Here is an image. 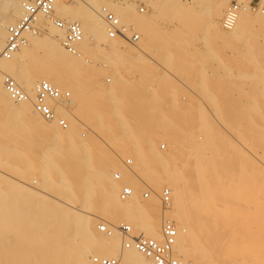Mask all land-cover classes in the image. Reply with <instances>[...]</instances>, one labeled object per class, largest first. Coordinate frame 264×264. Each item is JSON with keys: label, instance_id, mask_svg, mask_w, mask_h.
I'll use <instances>...</instances> for the list:
<instances>
[{"label": "bare ground", "instance_id": "6f19581e", "mask_svg": "<svg viewBox=\"0 0 264 264\" xmlns=\"http://www.w3.org/2000/svg\"><path fill=\"white\" fill-rule=\"evenodd\" d=\"M23 1L4 2L3 7L9 10L4 25L20 13ZM228 1H212L208 27L230 43L239 39L249 42L242 55L254 68L247 75L257 83V94L244 103L233 94V84L218 88L207 85L203 101L209 105L212 119L202 110L192 113L191 120L199 124L195 129L185 127L179 115H169L151 106L153 99L123 78H114L109 87L92 82L94 75L87 62L93 59L88 57L86 35L98 43L111 40L97 10L98 0L78 2L75 9L70 1L57 0L56 11L68 13L84 30L76 54L63 47L62 31L41 17L40 32L27 34V43L11 59L0 61V68L29 95V99L16 103L0 81V106L4 109L0 156L11 152L14 158L5 162L6 169L31 182V177L37 175L41 179L37 182L39 187L33 186L39 189L37 192L0 176V264H90L94 254L119 255V264H148L135 248L119 252L122 238L116 231L112 235L96 234V215L112 224L120 219L158 240L162 238L163 220L174 221L178 229L174 255L187 262L264 264V190L247 191L251 186H264V173L259 169L262 166L258 168L245 160L248 152L254 153V157L256 150L263 149L264 153V43L257 39L254 28L259 24V30L264 32V13L242 11L234 27L228 32L220 31L215 20ZM186 3L191 4V0ZM110 6L120 16L126 12L125 6L107 4ZM137 24L148 29L144 21ZM3 35L4 28H0V44ZM118 40L110 42L112 51L104 54L105 62L123 61L117 49ZM151 45L155 47L157 43L153 41ZM33 48L42 50L36 59L30 55ZM172 58L166 55L168 63L174 62ZM182 67L186 74L194 72L191 66ZM37 79L49 81L61 90L68 87L74 94L69 108L55 106L56 114L67 119L68 129H61L55 121L44 119L34 110L33 97L39 81L34 87L33 83ZM72 113L75 118H84L86 126L108 147H114L117 157L123 158L128 148L134 151L137 164L130 171L120 170L121 181L109 174L117 158L109 152L102 154L80 138ZM159 136L169 143L166 154L155 149ZM238 142L245 144V148ZM33 147L40 149L37 157L29 152ZM243 149L247 150L242 152ZM135 176L152 190L151 199H139L136 192L140 183L136 185ZM124 184L133 189L128 201L118 195ZM163 186L171 189L173 199L170 210L162 211L161 217L159 192ZM221 202L226 209L220 211L217 207L222 208ZM73 203L83 206L86 215L76 211ZM248 203L256 204L252 212L246 206ZM86 209L96 217L89 216ZM251 219L256 221V227Z\"/></svg>", "mask_w": 264, "mask_h": 264}, {"label": "rangeland", "instance_id": "374dc122", "mask_svg": "<svg viewBox=\"0 0 264 264\" xmlns=\"http://www.w3.org/2000/svg\"><path fill=\"white\" fill-rule=\"evenodd\" d=\"M5 1L6 0H0L1 24H3L4 18H6L9 14V10L3 7ZM67 1L72 2L71 0ZM212 1L213 0H191V4H188L186 3V0H125L124 2H116L115 0H98L99 8L97 10L99 11H101L104 4H106V7L107 4L110 3L111 5L117 4L121 7L125 6L126 12L123 16L117 14L111 8V6L108 8L114 11L119 16L123 24L135 26V29L140 34V40L136 44H129L122 38H120L119 40L118 38H116L115 40L111 39L112 41L109 40L105 42L100 41L98 43L92 36L87 34V43L90 47V50L88 51V57H91L93 59L91 63L88 64L87 62V68L91 72H93L94 76L92 82L94 84H101L105 87H109V85H112L114 83V78H123L132 86L143 89V94L145 95V97L149 96L153 99V101L151 102V106L154 105L155 108H160L163 111H166L169 115H179L180 122L183 123L185 127L189 126L188 128L193 129H195L194 127H198L199 124L191 120L190 115L192 113L195 114L198 113L199 110H202L203 112H205V114L208 115L210 119H212L211 112L208 109L209 105H207L203 101V94L207 85L215 86L218 88L226 86L229 83L233 84V94L236 97H239L242 102L248 103L249 100L255 94H257V83L254 82V78L252 76L249 77L247 75L248 73L253 71L254 68L250 63V60L246 59V57L242 55V51L246 49L245 47L247 45L249 46V42H245L244 40L239 39L234 40L232 43H230L225 38L216 35L211 27H208V22L211 19L210 10L212 7ZM232 1L233 0H229L227 2L223 13L219 18L215 20L220 28V31L228 32V30L224 28L222 20L224 18L227 7ZM70 2L69 5L71 4V8H78V2ZM184 3H186L187 5H184ZM139 4H144L146 6V12L140 13L138 11ZM20 9V13L14 18H11V20L13 21L8 20L5 23L10 24L16 22L22 14V4L20 6ZM91 11L94 15L97 14L95 10L91 9ZM56 13L58 16H62L67 18L68 20H72L70 19L71 17L70 15H68V13H65L64 15L60 14L59 11H56ZM252 13L254 14V12H251V14ZM67 15L69 17H67ZM139 20L144 21L145 24H147L148 29L145 30V27L140 28L137 24ZM254 28L256 31L255 34H257V39L261 43H264V32H261V30H259V24H255ZM5 35L6 33L4 29V35L2 39L3 42L5 40ZM39 36L43 37V34ZM106 36L108 37L107 34ZM117 40V43H120V45L117 46V49L120 51L121 57L123 56V61L117 64H111L108 61L105 62L106 60L103 59V57H105L104 54L110 52V50L112 49H110V46H112L110 45V42L113 43ZM151 41L156 42L157 46H152ZM41 53L42 50L40 49L33 48L30 50L31 58L34 59L38 58ZM166 55H169L171 57L173 56L172 60L174 62L168 63ZM185 65L191 66L194 72L191 74H186V72H184V67H182ZM239 71H242L243 74H238L237 72ZM38 81L41 80H35L33 83V87L34 84ZM62 90L70 91L68 87H64ZM70 92L73 99L74 94L72 93V91ZM71 115H74L73 119L76 122L75 126L80 138L88 143L93 149H98L100 152H102V154L109 152L111 156L117 158V162L115 164L116 166L109 169V174L115 181H121L122 173L120 170H124L125 168V171H130L129 168H132L137 164V159L134 156V151L128 148L125 151L123 158L117 157L115 149L114 151L112 150L114 147L110 148L111 146L108 147L109 145L106 144V142H104L102 139L100 140V138L86 126L87 123H85L86 121L84 118L82 119L81 117L78 119V116H76L75 118V114L73 113ZM2 119L4 120V109L3 106H0V121H3ZM240 143L241 142H238L237 145H241L242 148H245L243 147L245 146V144ZM248 143L250 142H247V144ZM10 145L13 146L11 141ZM162 145H164L165 147L163 148ZM241 146L240 148L239 146H237V148L242 150ZM249 146L252 147V145ZM247 147L248 146H246V148ZM155 149L162 154H166L169 151V143L164 136H159L158 138H156ZM39 150L40 149L38 147H33L29 152L33 157H37L39 155ZM246 150L247 149H243L242 152H245ZM260 152L261 154H264L263 149H259L255 151V157L253 156L254 153L248 152L252 157L247 153L245 160L251 164H254L258 168L259 166H262L259 169L264 173V156L261 155ZM244 156L245 155H243V157ZM13 158L14 155L11 152H4L3 154H1L0 159L2 162L0 163V169L2 171H0V176L9 179V181L12 183L25 185V187L39 192V189L33 187H39L38 183H40L41 180L39 178V175L34 174V176H37L34 177L35 179L31 177V179H33L34 181L31 182L26 178L24 179L22 177L24 175L21 176V174H17L9 168L6 169L7 165L5 164V162H10ZM127 160H131V163H128L129 166L126 165ZM232 161L230 163L233 165L234 163H232ZM241 163H245V161H242ZM234 166L236 168L238 167L236 165ZM117 172L121 173L120 179H116L114 177V174ZM239 172H241V170ZM238 177H240V175ZM135 178L137 180L136 185L140 183L138 185L139 187L137 186L138 190L136 192L139 199L142 201L148 200L149 198L151 199V196H153V194H151L149 197L144 196V193L146 191L145 187L147 186V184L141 177V179H139V176H135ZM234 181L238 182V180ZM125 185L127 184L122 185L121 188ZM166 186H163L161 188L159 195L162 189ZM262 188L264 190V186H258L257 188L251 186L247 188V191L255 192L256 190H260L262 192ZM120 191L121 190H119L118 195L120 194ZM261 202L264 203V199H262ZM218 204L216 203V206ZM221 204L223 205L221 206L222 208H220V205H218L217 207L220 211L224 210V208L226 209V204L224 202H221ZM74 205L76 206V211L81 212L83 215H86V213H83V206L76 203ZM160 205V208L162 209L161 202ZM255 205H253L252 203H248L246 206L252 212L253 209L256 208L254 207ZM213 208L216 209V207ZM209 209L211 210L212 206H210ZM86 210L88 211L87 214L89 216L92 215L93 218L97 216L96 218H94L93 231L98 235H105L99 232L97 227L99 222L105 219L100 218V215V217H98V215L95 216L94 213L91 212L92 210ZM162 211L163 210H161V217ZM121 221L122 220L118 219L117 221H115V223ZM250 222L253 227H256V221L251 219ZM135 231L142 232L141 230ZM121 250L122 246L120 247L119 252H121Z\"/></svg>", "mask_w": 264, "mask_h": 264}, {"label": "built area", "instance_id": "2783aa9c", "mask_svg": "<svg viewBox=\"0 0 264 264\" xmlns=\"http://www.w3.org/2000/svg\"><path fill=\"white\" fill-rule=\"evenodd\" d=\"M73 2L87 3V0H72ZM124 2L125 0H115ZM57 0H28L23 3L20 18L10 24L0 27L5 29V40L0 44V61L11 59L20 48L27 43V34L38 33V21L41 17L47 18L63 33L61 43L70 53L76 54L78 45L83 41L84 30L78 21L68 20L56 13ZM140 13L146 12L144 4L138 5ZM242 11L263 12L264 0H233L226 9L222 24L225 29H231L236 24ZM100 15L107 26V35L110 39L122 38L129 44H136L140 40V34L133 25H125L119 16L106 6H103ZM0 81L13 101L21 102L29 99L27 92L22 89L17 81L0 68ZM72 102L71 92L61 90L51 82L41 80L37 83L33 97L34 110L46 120L55 121L58 126L65 130L69 123L66 118L55 112V106L61 105L69 108ZM164 148L165 146L162 145ZM131 163V160H127ZM116 179L121 178V173L114 174ZM145 197L152 194V190L146 186ZM133 194L129 185L121 188L120 198L128 200ZM172 191L168 187L162 189L160 201L163 212L169 211L172 203ZM99 232L105 235H112L115 231L122 238V250L135 248L147 259L148 264H200L184 261L174 255V247L177 243L178 229L174 221L165 218L162 222L161 240L145 235L143 232H136L132 226L124 221L109 223L102 220L98 224ZM120 257L92 255L90 264H119Z\"/></svg>", "mask_w": 264, "mask_h": 264}]
</instances>
